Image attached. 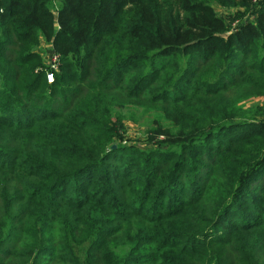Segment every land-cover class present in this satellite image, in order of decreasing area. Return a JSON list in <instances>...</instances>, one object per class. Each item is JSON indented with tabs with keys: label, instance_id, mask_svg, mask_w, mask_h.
<instances>
[{
	"label": "trees",
	"instance_id": "16d2710c",
	"mask_svg": "<svg viewBox=\"0 0 264 264\" xmlns=\"http://www.w3.org/2000/svg\"><path fill=\"white\" fill-rule=\"evenodd\" d=\"M60 1L54 17L52 0H0V264H41L28 238L44 245L54 230L47 264H264V173L245 180L232 149L213 196L200 185L213 161L196 157L242 103L264 97V1L255 23L228 35L225 19L193 0ZM41 36L69 71L51 86L30 52ZM133 106L160 107L175 128L190 113L202 128L132 153L116 177L122 149L107 126ZM105 180L99 202L91 191ZM133 204L154 207L138 214Z\"/></svg>",
	"mask_w": 264,
	"mask_h": 264
},
{
	"label": "rangeland",
	"instance_id": "374dc122",
	"mask_svg": "<svg viewBox=\"0 0 264 264\" xmlns=\"http://www.w3.org/2000/svg\"><path fill=\"white\" fill-rule=\"evenodd\" d=\"M194 2L209 4L214 8L218 16L225 19L227 24L228 35L229 33L235 32L240 26L245 25L246 23H255L256 15L261 4L258 7L251 6L250 2L252 0H193ZM264 1V0H263ZM52 14L54 17L58 16V11L62 5L60 0H52ZM60 27L55 20L54 32L59 31ZM54 39H45L40 37L39 40L30 48L31 55L33 58L37 57L41 59L42 64L36 68V73H44L47 79L49 73L54 74L53 83L48 81V84L51 86L57 81L62 75L67 77L69 71L65 69L63 64V59L60 54H58L53 45ZM58 58L56 62V68H53V59ZM73 61L75 60L72 58ZM66 84L69 82L66 81ZM4 85V78L0 74V90ZM177 86L173 85L171 91V97L174 98L175 95H178ZM49 90V88H47ZM184 93V90H181ZM179 93V94H182ZM231 98H227L229 101ZM226 101V100H225ZM241 115L235 116L231 119V124L227 125L224 131L220 130L213 137L212 142H205L200 147L199 153L196 155L197 159L200 162L204 158H211L212 163L207 162V167L210 168V176H206L205 180L200 183L205 188L208 186L210 194L216 196L220 192L222 186V179L216 177L222 172H226L227 167L225 162L227 161L226 157L228 153L234 149V157L236 159L238 171L243 173L245 180L249 179L250 174L256 173L258 178H262L264 173V168L262 171L258 172L253 170L255 164L261 163L264 165V142L257 140L258 136H263L264 141V97H255L245 103L241 104ZM186 121L182 128H175L173 124L168 121L162 109L158 108H145V107H124L121 109H116L112 112L111 120L107 126L109 135H112L113 142L111 144L112 148L122 149V153H117L114 156V159L117 160L115 170H120L116 173V177H119L122 173L128 172V168L131 164L133 156H130L132 153L137 151L146 152V154L152 151L165 150L170 147V143L176 141L179 131L181 129H186L185 134L190 135L189 137L196 139L200 134V129L202 128L201 122L199 124L195 123L193 127L190 124V113H187L185 116ZM76 120V119H75ZM74 121H71V125H75ZM75 133V130H74ZM231 139V140H230ZM234 139V140H232ZM244 141V142H243ZM203 143V142H201ZM199 143V145L201 144ZM168 145V146H165ZM165 146V147H164ZM147 158V157H145ZM204 159V160H205ZM146 166L142 165L138 170L144 171ZM252 168V169H249ZM250 170L246 175L244 174L246 170ZM137 171V170H136ZM40 173V172H38ZM136 173V172H135ZM133 174L134 178H138L139 174ZM43 177V174L40 173ZM217 175V176H218ZM244 180V181H245ZM128 181V180H127ZM261 181V180H259ZM126 186H129L127 189L128 193L134 191L129 182H125ZM108 186L107 181H103L100 188H95L91 191L93 197L97 201H101L106 195V188ZM119 188V187H118ZM260 202H264V193L258 192ZM211 198V197H210ZM122 202H115L110 205L112 208H118V205ZM40 205L42 207L49 206L51 213L56 211V208L53 204H49L43 198H40ZM136 209L138 214L147 212L150 213L154 205H149L145 210L140 205H132ZM143 215V214H142ZM115 219L113 215L111 217ZM115 221V220H113ZM146 223L145 220H141V224ZM54 233L57 232L54 230L52 232H46L44 235L45 244H36L37 239L33 236H30L29 242L35 243V246H38V252L40 255L35 254L34 259H38L41 264H47L48 260L54 255V250L52 245L49 242L54 237ZM87 248L76 249V256L83 258L86 256Z\"/></svg>",
	"mask_w": 264,
	"mask_h": 264
},
{
	"label": "built area",
	"instance_id": "2783aa9c",
	"mask_svg": "<svg viewBox=\"0 0 264 264\" xmlns=\"http://www.w3.org/2000/svg\"><path fill=\"white\" fill-rule=\"evenodd\" d=\"M262 2H263V0H252V6L253 7H258ZM57 60H58V58H56V57L53 59V65H52L53 68H56V66H57L56 65ZM47 79H48V81L50 83H53L54 74L53 73H49L47 75Z\"/></svg>",
	"mask_w": 264,
	"mask_h": 264
},
{
	"label": "water",
	"instance_id": "95a60500",
	"mask_svg": "<svg viewBox=\"0 0 264 264\" xmlns=\"http://www.w3.org/2000/svg\"><path fill=\"white\" fill-rule=\"evenodd\" d=\"M114 149H115V147H114Z\"/></svg>",
	"mask_w": 264,
	"mask_h": 264
}]
</instances>
